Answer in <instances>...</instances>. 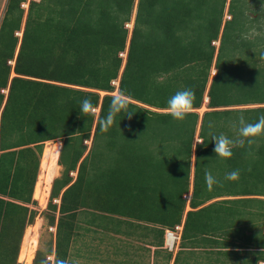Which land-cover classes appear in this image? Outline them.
Segmentation results:
<instances>
[{
  "label": "trees",
  "instance_id": "16d2710c",
  "mask_svg": "<svg viewBox=\"0 0 264 264\" xmlns=\"http://www.w3.org/2000/svg\"><path fill=\"white\" fill-rule=\"evenodd\" d=\"M24 2L9 0L0 25V264H17L26 228L40 214L33 194L50 141L62 143L63 170L44 213L56 233L54 245L37 250L33 264H55L57 257L68 264L80 222L101 234L129 237L140 230L145 250L154 247L153 264L202 257L208 264L264 262V235L234 231L232 219L216 215L212 205L184 219L198 115L176 122L167 111L168 98L184 88L195 93L193 109L200 108L213 67L209 108L264 105L261 0H31L27 12ZM135 6L128 44L125 25ZM121 90L136 112L102 132L100 120ZM83 98L99 111L81 114ZM261 114L264 107L204 114L192 209L205 202L199 199L202 172L222 161L214 151L203 159L202 151L213 145L209 137L220 119L242 116L254 123ZM145 143L159 144L157 154ZM180 225L175 255L165 247V231ZM240 252L251 257L240 263Z\"/></svg>",
  "mask_w": 264,
  "mask_h": 264
},
{
  "label": "crops",
  "instance_id": "0c3cea01",
  "mask_svg": "<svg viewBox=\"0 0 264 264\" xmlns=\"http://www.w3.org/2000/svg\"><path fill=\"white\" fill-rule=\"evenodd\" d=\"M33 1L40 2L41 0H33ZM8 2L9 0H0V25L4 18V15H5L7 6H8ZM23 5H25V10L27 11L29 7V2L25 0ZM135 9H136V6H135ZM132 29H133V26H132ZM131 33H132V30H131ZM211 71L213 72V76L211 77V72H210L209 81H208V85H207V88L204 94L202 106L198 109H192V112L198 115V121H197L196 130H195L194 143L192 147L189 192L184 195V199H186L184 219H185L187 212L191 210H199L201 208L212 205L213 212L216 215L221 216V217L229 216L232 219L235 225L232 228L234 231H237L240 233H246L249 235L250 234H256L257 236L264 235V137L256 138L251 143L245 144L243 147H240V146L235 147L233 149V156L231 159V163H229L228 161L212 162V165L208 167L207 169H205V171H209L212 174H214L220 181V185L214 186L213 190L209 191L205 184V179H204L205 173L202 172V175L200 177V183H199L200 184L199 199L205 202L196 209H192L190 206V201L192 199L193 190H194L196 145L201 144L203 141L202 138L200 137V129H201V124H202L204 114L206 112H211L215 110L225 111V110H233V109L234 110L235 109H255L258 107H264V105L250 104L246 106H231L228 108H225V107L216 108V109L209 108L208 90H209V87H210V84L213 78L216 75L215 67H213ZM116 94L118 93L116 92ZM150 109L153 111L164 112L162 110H158L155 108H150ZM235 121L237 120H235L233 116H231L229 119L223 116V118H221L219 121L218 129L213 134L210 135L209 139L211 140L212 135L214 134L219 135L221 133L228 135L230 137L235 136L236 130L231 126L232 123ZM213 147L214 145L208 146L207 148H202V151L205 152L204 154L205 157L203 159L205 158L209 159L210 155H213L211 154V152H213ZM236 169H238L240 172L239 180L235 182L226 181L224 179L225 173L232 171V170H236ZM184 219H183L182 224L184 223ZM80 224L83 225L82 223ZM85 227L88 228L89 226H87L86 224ZM90 229H86L84 231L91 232L94 234H99V233L92 232V231H95V230H92V229H95L94 227ZM118 235H121V234H118ZM135 235L129 236V237L125 236V237L131 238V237H134ZM76 240H77V237L73 245L76 243ZM140 240H144V239L140 238ZM147 247L149 246L147 245ZM150 248L152 251H154V247L153 248L150 247Z\"/></svg>",
  "mask_w": 264,
  "mask_h": 264
},
{
  "label": "rangeland",
  "instance_id": "374dc122",
  "mask_svg": "<svg viewBox=\"0 0 264 264\" xmlns=\"http://www.w3.org/2000/svg\"><path fill=\"white\" fill-rule=\"evenodd\" d=\"M135 15H136V9L134 10L132 14L131 21L129 22V24L125 25V28H127L129 32L128 43H129V39L131 36L132 24L134 22ZM224 19L225 20L230 19V15L227 13V10H226ZM16 35L21 39L22 30L19 32V34L17 33ZM215 45L216 47H218L219 41L215 42ZM120 56L122 57L123 61L126 60L125 58L126 52L121 53ZM12 75L14 76V74ZM212 76H213V72L211 71V77ZM104 94L105 93H101V95H104ZM95 111L98 112V110H95ZM91 139L89 141H85V144L87 145V150L85 154H87L91 148V145H92ZM144 142H147V141H144ZM149 144H151V142H149ZM177 144H178V140L173 139L171 142V145L169 146L170 149L172 150L171 151L172 154L175 153L173 151H174V148L177 146ZM143 146L144 148H148L149 151L150 150L153 151L155 155L159 151V144H156V143L150 146L147 143H145ZM45 147H46V144L44 145L43 150L45 149ZM167 152H170V151H167ZM42 156L43 154L41 153L40 165H41ZM40 165H39L38 177H39L40 170H41ZM62 170L63 169L61 167L59 171V175L57 177L61 175ZM75 174L76 173H73L72 176L75 177L76 176ZM38 177H37V180H38ZM49 197H50V194L47 197L46 204L42 205L38 199L34 198V194H33V199L37 202V205L35 206V208L39 210L40 214L36 217L35 222H34V224L35 223L38 224L37 230H33L32 234L29 236L30 237L29 240H32L33 238L37 237L38 250L42 251L43 253H46V251L51 245H54L55 232H56L55 227H51L49 225V221L44 214L47 211V205L50 199ZM53 202L59 203L60 201L57 199V200H54ZM80 223L83 224V225L79 224L81 225V227H83V229L79 230L76 243L72 245L71 247L70 258L68 260V264H152L155 261L153 251L145 250V248H147L146 240H140V238L136 236L131 237V238H126L125 235H118L115 232H113V234L112 232H106L105 234L102 233V235L100 233L94 234L91 232H86L84 231L85 229H87L85 225L88 223H85V222L84 223L80 222ZM31 226H28V227H31ZM126 228L127 226L123 227V229H126ZM134 233L137 236L141 235L140 230H137V232H133V234ZM22 243H23V240H22ZM22 243H21V246H22ZM179 243H180V237H179V240L176 242L175 247L172 250L173 254L175 255L180 249ZM20 252H21V248H20ZM20 252H19L17 264H26V262H20V259H19ZM240 253H241V260L239 261L240 263H242V259H245L248 256L251 257V255L242 254L246 252H240ZM49 259L53 260V257H48V260ZM190 263L191 264H208V261L205 259V257L198 258V259L192 258L190 260ZM232 263H235V260H233ZM171 264H173V262H171ZM259 264H264V262L259 263Z\"/></svg>",
  "mask_w": 264,
  "mask_h": 264
},
{
  "label": "clouds",
  "instance_id": "9594fccd",
  "mask_svg": "<svg viewBox=\"0 0 264 264\" xmlns=\"http://www.w3.org/2000/svg\"><path fill=\"white\" fill-rule=\"evenodd\" d=\"M261 3L264 4V0H261ZM22 7L25 9V6H23V4ZM125 52L127 57V50ZM125 62L126 60L124 61V65ZM112 84L118 87L119 79L114 81ZM194 99H195V93L190 88H184L172 94L167 100V111L171 116V118L176 122L184 121L186 117L192 112ZM94 112H95V105L92 102L91 98H83L80 101V113L88 114ZM135 112L136 111L134 109L130 108V105L128 103L127 92L125 90H121L116 96H114L111 99L106 115L102 117L100 120L101 131L106 132L111 126H113L116 123L119 124L120 121L124 118L130 119ZM231 126L236 130L235 136L230 137L228 135L221 133L219 135L214 134L211 137V141L213 142L214 145L213 151L215 157L219 158L222 161H227L232 158L233 149L235 147L237 146L243 147L245 143H251L256 138L264 137V114L259 115L256 122L254 123L247 122L241 116L238 118L237 121L233 122ZM239 178H240V172L238 169L226 172L224 175V179L229 182L238 181ZM204 179L207 189L209 191H212L214 186L220 185V181L218 180V178L209 171H205ZM165 247H166V239H165ZM55 264H67V261L57 257L55 259Z\"/></svg>",
  "mask_w": 264,
  "mask_h": 264
},
{
  "label": "bare ground",
  "instance_id": "6f19581e",
  "mask_svg": "<svg viewBox=\"0 0 264 264\" xmlns=\"http://www.w3.org/2000/svg\"><path fill=\"white\" fill-rule=\"evenodd\" d=\"M114 94H116V92ZM61 148L62 143L60 141H50L46 143L41 159L40 174L34 190V198L38 199L42 205L46 204L47 197L51 192L53 180L59 175L61 166L58 163V159ZM37 225L38 224L35 223L33 226L26 229L21 246L20 262H26V264L33 263L36 251L38 250V239L35 237L29 240V236L32 234L33 230H37Z\"/></svg>",
  "mask_w": 264,
  "mask_h": 264
},
{
  "label": "built area",
  "instance_id": "2783aa9c",
  "mask_svg": "<svg viewBox=\"0 0 264 264\" xmlns=\"http://www.w3.org/2000/svg\"><path fill=\"white\" fill-rule=\"evenodd\" d=\"M30 0H27L29 2ZM25 6V5H23ZM19 34V33H18ZM183 226H177L175 230L167 229L165 232V239H166V248H168L170 251L173 250V248L176 245V242L179 240L180 234L182 232Z\"/></svg>",
  "mask_w": 264,
  "mask_h": 264
}]
</instances>
